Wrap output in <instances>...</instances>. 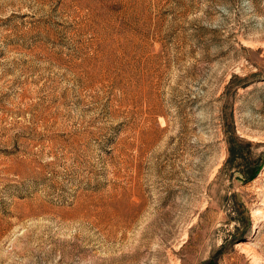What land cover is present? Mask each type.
<instances>
[{
  "label": "rangeland",
  "instance_id": "rangeland-1",
  "mask_svg": "<svg viewBox=\"0 0 264 264\" xmlns=\"http://www.w3.org/2000/svg\"><path fill=\"white\" fill-rule=\"evenodd\" d=\"M0 264H264V0H0Z\"/></svg>",
  "mask_w": 264,
  "mask_h": 264
},
{
  "label": "trees",
  "instance_id": "trees-1",
  "mask_svg": "<svg viewBox=\"0 0 264 264\" xmlns=\"http://www.w3.org/2000/svg\"><path fill=\"white\" fill-rule=\"evenodd\" d=\"M251 173H249L246 177V180H250V179H253L254 176L256 175L257 171L256 169H252V171H250Z\"/></svg>",
  "mask_w": 264,
  "mask_h": 264
}]
</instances>
